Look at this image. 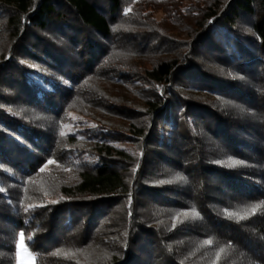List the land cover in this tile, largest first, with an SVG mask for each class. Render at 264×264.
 Masks as SVG:
<instances>
[{"label": "trees", "instance_id": "trees-1", "mask_svg": "<svg viewBox=\"0 0 264 264\" xmlns=\"http://www.w3.org/2000/svg\"><path fill=\"white\" fill-rule=\"evenodd\" d=\"M185 1L0 0V264H264V0Z\"/></svg>", "mask_w": 264, "mask_h": 264}, {"label": "rangeland", "instance_id": "rangeland-1", "mask_svg": "<svg viewBox=\"0 0 264 264\" xmlns=\"http://www.w3.org/2000/svg\"><path fill=\"white\" fill-rule=\"evenodd\" d=\"M193 1H195V0H186L184 2V5H188ZM157 17L159 19H163L165 17V15L163 12H159L157 14ZM173 29L175 31V28H173ZM88 84L90 87L96 88L97 90L102 91L108 97L115 98L116 100L118 99V100L122 101V100H127L130 98V93H129L128 89H126L124 87H120V86L114 85V84H109L107 82H102L99 79H95V78L91 79ZM71 108L72 109L69 112V117L72 120H82L83 122L92 121V120H101L104 118L107 120H111V118H108L107 116H105L101 110L100 111L99 110H92V108H88L86 106V104H83L81 101L75 103V105H72ZM34 116H36V115L34 114ZM34 118H36V117H34ZM67 124L68 125L65 124L61 130L63 134L69 133L70 131L75 130L80 125L79 122L76 124L72 121H71V123H67ZM55 166L56 165H54V164L53 165L48 164L44 168V172L50 171L52 169V167H55ZM59 169H60V171H62L60 167H59ZM62 173H64L66 175V179L68 177V180H70V181L75 180L73 171H66L65 172V170H63ZM0 188H2L4 190V186L2 184L0 185ZM17 264H36V257L28 249V247L26 245L25 238H23L22 241L19 238L18 242H17Z\"/></svg>", "mask_w": 264, "mask_h": 264}, {"label": "snow or ice", "instance_id": "snow-or-ice-1", "mask_svg": "<svg viewBox=\"0 0 264 264\" xmlns=\"http://www.w3.org/2000/svg\"><path fill=\"white\" fill-rule=\"evenodd\" d=\"M48 163H53V161H49ZM229 166H236V165H238V164H241L242 162H240V161H236V160H229ZM176 179H184L183 177H180V176H177L176 177ZM162 183H163V181H162ZM0 191H2V189H0ZM184 215H188L187 213H184ZM192 216L193 217H196V216H198V213H195V212H193L192 213ZM238 219L239 218H242V217H237ZM19 238H20V240L22 241L23 240V238H24V234L23 233H19ZM30 238V237H29Z\"/></svg>", "mask_w": 264, "mask_h": 264}]
</instances>
